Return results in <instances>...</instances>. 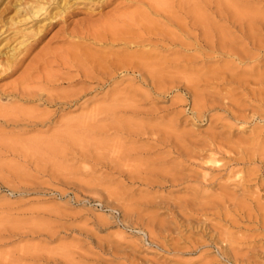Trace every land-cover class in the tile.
I'll use <instances>...</instances> for the list:
<instances>
[{
  "label": "rangeland",
  "instance_id": "1",
  "mask_svg": "<svg viewBox=\"0 0 264 264\" xmlns=\"http://www.w3.org/2000/svg\"><path fill=\"white\" fill-rule=\"evenodd\" d=\"M159 1L158 5L160 4V6L165 2L164 0ZM166 1H169L167 6L170 4L168 7L163 5L166 10H175L174 7L177 9L176 1L178 0ZM170 2L174 3V6ZM140 4H142V0H54V2L51 1V5H48L45 0H41V2L0 0V40L2 42V44L0 43V109L6 110L5 118H10L13 114L15 117L19 112H21L19 115L30 112L34 115L43 114L41 117L46 123L45 126H42L45 130L41 126L34 129L28 127V129L17 121L0 123V139L19 140L42 134L41 137L51 138L53 133L57 132L59 128V131L63 128L59 121L76 120L80 115L82 117L89 115V108L92 109V107L94 109L92 112L96 113L97 106L99 108L102 103L100 102L101 95L108 91L110 85L94 87L95 91L94 89L89 91L76 104L66 105L61 99L48 104L40 100L41 94L44 93L41 84L49 83L54 86L49 91L56 95L58 93L60 95V92L62 94L66 91L70 92L73 88L75 90L78 87L91 86L89 83L70 84L72 79L69 77L75 75L76 72L73 70H70L69 73L62 71L59 60L70 57L69 50L74 44L83 46L84 51L88 49L86 52L90 51L94 55L97 54V49H100L98 47L117 49L120 45L119 43L110 44L107 41H105L107 43L92 41L89 36L85 37L84 35L85 40L83 37L79 39L70 32L75 30L83 32L87 28L89 30L90 28L92 30L101 29L102 26L104 28V26H108V23L111 25L115 21L119 23L121 19H126V16H130V14L143 12L144 7ZM29 6L32 7V10L44 7L48 14L36 22L30 21V19L24 20L28 17L26 11L30 10ZM163 6L159 10H163ZM250 6L262 11L264 0H259ZM141 14L144 15V12ZM148 16L153 17L154 22L158 17L154 13H149ZM150 19L152 20V18ZM221 19L223 17L213 21L216 24L227 26L222 23ZM227 28L229 31L232 30L231 26H227ZM257 30L259 34H256L255 38L264 40V28ZM37 31L40 32L36 36L35 32ZM10 38L11 40H9ZM29 43L32 45L27 49L26 45ZM22 45L24 46L22 47ZM12 47L18 51V55L13 54ZM250 53L256 55L257 61L253 58L254 61L248 62L247 67L253 68L254 72L264 74V46L254 48V50L252 48ZM11 59L13 62L9 67ZM47 62L48 64H46ZM214 64L208 63V65ZM5 65L7 67L4 70ZM49 73L51 77L48 76ZM54 74L56 77H52ZM25 76L29 78L27 87L36 88L34 89L37 92L36 96L16 98L13 89ZM46 76L53 81H47L49 78ZM128 77L130 76L128 75ZM31 79L32 81L34 79V82L30 83ZM228 84L225 85L223 91L229 90L228 94L236 102L234 105L231 104V107L236 108L234 106L237 105L241 111H244L247 116L246 123L236 122L231 117L229 109L226 110L228 107L226 99L222 100L225 105L206 109L201 116H194L188 110V105L185 102H175L176 98L184 97V92L173 89L171 92L168 91V94L164 93L165 95H151L149 100H140V98L138 107H142L144 110L141 109L142 112L141 110H125L122 116L117 114L115 118L113 116L106 118L97 111L98 115H90L93 120L84 117L85 122L86 119L89 120H87L89 123L93 122L87 127L84 125L80 127L83 130L73 132L75 133L73 139L65 145L67 147L63 146L64 150L67 148V153H63V150L60 149L62 147L57 146L59 154L51 155L48 159L49 162L47 160L43 163L40 162L41 168L39 164L28 163L26 165L27 158L24 161L23 158H11L6 153H0V166L3 165L0 167V170L2 168L0 171V264H264V155H262L264 154V92L262 91L264 83L256 86L257 88L249 86L247 91H243L239 87L230 88L232 86ZM134 86L139 87L136 89L138 93H136L135 99L139 98L138 94L142 95L148 90L144 84L137 81ZM251 88L255 90V95L258 92L256 89L259 88L262 97L260 106L255 105L252 101ZM93 94L94 96L97 94V96L94 97ZM86 102H88V106ZM79 103L83 105L82 108L79 107ZM252 109L257 111L256 114H253ZM145 111L147 113H144ZM9 113H12L11 116ZM259 113L262 116L260 119ZM94 115L96 117L100 115L102 118L95 119ZM142 115H150V118L141 119ZM169 119L171 120L170 132L173 131L172 135H176L177 145H183L179 153L170 146L164 147L149 143L145 136H137L136 141H130L126 136H123L124 133L121 134L120 128H115L117 123L120 126V123L124 122H127L125 124L129 122V124L144 123L148 125L158 123L164 127L170 121ZM4 120L0 117V121ZM104 120L107 122L102 126L101 122L105 124ZM226 123L234 128L231 126L232 129L229 128ZM110 125L115 126V131L109 129L112 133L109 130L107 133L106 129L113 128ZM254 125L255 127L258 125L255 132L252 130ZM22 126L24 128L21 131L19 127L22 128ZM98 128L102 130V133ZM86 129L90 131H86ZM230 129L232 131L229 132ZM118 132L119 134H117ZM79 135L81 136L79 137ZM211 135L217 136L219 139H227L229 145L238 140H244L246 145H243L247 147L248 154H253L254 150L255 153L261 150L259 151L262 153L260 155L254 153L255 156L257 155L256 157L254 155L247 156L246 153L249 160L244 163V167L243 165H239L240 168L238 165L234 167L239 168L237 175L251 173V169L252 173H255V176L254 173L253 175L251 173V176L248 174L250 177L242 181L246 186L240 183L241 178L236 174L235 177L239 179L234 176L230 177V181L229 178H219V174L216 175L215 172L216 167L208 162H206L208 165H205L206 163L203 165L209 169L212 167L214 170L210 169L213 171L210 172L211 176H207V178L209 177L207 183L206 176L204 181L201 178L204 173L202 167L190 164L193 158L187 157V154L195 156L192 162L208 160L207 153H199L197 150L195 152V149L199 144L206 143ZM79 141H83V147ZM118 142L119 145H117ZM243 145L240 146L243 147ZM85 146H88L89 149H86ZM100 146L102 147L100 148ZM120 146L121 149L126 147L132 149L133 146L132 155L119 160L121 164L118 166L115 164L113 168L109 163L110 155L112 152L111 160H113L115 150H120ZM104 147L107 149L104 150ZM234 147L233 151L237 149V146L234 145ZM230 148L228 149L232 150ZM140 149L143 151L141 152ZM229 150H226L225 153L230 152ZM233 151H231L232 154H224L223 157L212 153L211 157L225 163L228 155H236L234 153L239 155L238 149L236 152ZM99 152H101L100 157ZM92 155L94 158L97 156V160L105 157L101 161H97L92 158ZM61 156L64 158L63 162H61ZM140 156H143L142 161ZM126 159L130 160H128V164L132 163L133 166L139 164L138 166L143 170L146 169L147 172L142 168H139V171L134 170L139 172L138 174L131 172L133 166L130 171L131 164L129 166L125 164ZM221 161L218 163H222ZM23 162H25V166H22ZM113 162L117 163L115 160ZM5 163L6 165H18L19 169L12 171L4 168ZM46 163H49L47 168H45ZM36 165H38V169ZM124 165L127 166L126 170ZM118 168L121 170L119 171ZM148 169L150 170L148 171ZM209 169L203 171L209 173ZM241 169L246 172L243 173ZM140 170L142 174H140ZM65 172L66 174H64ZM64 175L65 177L62 178ZM30 176L32 177L30 178ZM57 177L59 178L57 179ZM171 177L177 180L171 183L169 181ZM232 178H235L237 182ZM1 180L6 182V185L1 183ZM246 181H248V186ZM228 182L231 184L226 185ZM239 184H243L241 188H244L241 189ZM226 196L230 198H226ZM253 196H258L259 201L255 198L252 199ZM242 199L246 202H243ZM149 233L151 234L149 235Z\"/></svg>",
  "mask_w": 264,
  "mask_h": 264
},
{
  "label": "bare ground",
  "instance_id": "2",
  "mask_svg": "<svg viewBox=\"0 0 264 264\" xmlns=\"http://www.w3.org/2000/svg\"><path fill=\"white\" fill-rule=\"evenodd\" d=\"M36 1L41 2V0H35V2ZM45 1H46V3H48V5H51V1L54 2V0H45ZM158 1L159 0H142V4H140V6L144 7V11H143L144 15L141 14L143 12L140 11L141 12V13L139 12L140 14L139 13H135L134 15L130 14V16H126L127 18L124 17L126 19H121L119 23H116L117 21H115V23H113L111 25H109V23H108V26H106V27L104 26V28L102 26L101 29L97 28V29L92 30L90 28V30H89V28H87V29H84L83 32L81 30H75L73 32L71 31L70 33L75 34L76 37H78L79 39L82 38L84 35L85 37L89 36V38L92 41H96V42H100V43L105 42V41H107L110 44L119 43L120 47H117V49H106L107 47L106 48L104 47L101 49V47H98L100 49L99 50L97 49V54L94 55V54H91L90 51H88V53H87L86 51L88 49H86V51H84L83 46L82 47L77 46L78 44L72 45L71 49L69 50L70 57L68 56L69 57L68 59L63 58V60H59V62H61L59 64L62 65V66L60 65L61 69L65 73H69L70 70H73L74 72H76L75 75H72L69 77V79H72V81L70 80L71 81L70 84L74 85V84H80V83H89L91 86H89V87H78L75 90L73 88L72 91L69 90L70 92L66 91L63 94H62V92H60L61 93L60 95H58L59 93L56 95L53 92L49 91L54 86L50 85L49 83H42L41 84V86H43L42 92L44 91V93L41 94L42 96H40V98H41L40 100H42L43 102L48 104V103H54L57 99H61V101L64 104L73 105V104H76L79 101V99H81L84 95L89 93V91H91L92 89H94V91H95V89L100 87V86L110 85V88H108V91H105L101 95L102 100L100 98V100H101L100 102H102V103L100 104L101 106L99 105V108L97 106L96 110L106 118H110L111 116H113L115 118V115H117V114L122 116L124 114L123 112L125 110H127V111L141 110L142 107H138V105H139L138 102L140 103V100H149L152 97L151 95L161 96L164 93H167L168 91L171 92L173 89L174 90L179 89V90L184 92V97L176 98L175 102H179V103L185 102L186 105H188V110H190L192 115H194V116L200 115L201 116V114L204 113V111L206 109L208 110L209 108H213V107L215 108L219 105H225V104H223L225 102H222V100L226 99L228 101V104H226L228 106V107H226V110L229 109L231 117H233V119L236 122L246 123L247 122V120H246L247 116L245 115L244 111H241L237 105L234 106L236 108L231 107V104L234 105V104H236V102H234L235 100H233L231 98L232 96L230 94H228L229 90L227 89V90L223 91V89L225 88V85L229 83L228 85L232 86L230 88L234 89V87H239V88L243 89V91H247V88L249 86H255V87L257 86L258 87V85L260 86V84L264 83V74L263 73H257L256 71L254 72L253 68L247 67L248 62H250L252 60L254 61V59L256 58V55H252L250 53L252 48L254 50V48L256 49V48H259L260 46H262V47L264 46V40H262L263 38H261L260 40L255 38L256 34L257 35L259 34L257 29H263L264 28V12H262V11H264V9L262 11H260L259 6L256 5L259 9L255 8L253 6H250L259 0H178V1H176L177 2V4H176L177 9L174 7L175 10H172V11H169L168 9L166 10L165 7L163 6V5L168 4L167 2H169V1H166V0H164L166 3L164 1H163L164 4L162 3L163 4L162 5L163 10H159L162 8V6H160V4L158 5V3L160 2V1L159 2ZM260 1H262V0H260ZM176 2H174V3H176ZM170 3H172V2H170ZM174 3H172V6H174L173 5ZM172 6H170V8H172ZM28 8L30 9L28 12L26 11V13H28L27 14L28 17L24 18V20L30 19V21L36 22L37 20H40L41 18H43V16L46 17L48 14V12H45L46 10L44 7H39L38 9H35V10H32L31 6H29ZM139 8H141V7H139ZM140 10H142V9H140ZM149 13L150 14L154 13L155 15H158V17L155 19V22H157V23L154 22L153 17L148 16ZM151 16H153V15H151ZM219 17H223V19H221L223 24L232 27L231 31L228 30L227 26L216 24L213 21L214 19H215V21L219 20ZM150 18H152L153 21ZM49 19L50 18H48L47 20H49ZM211 19H212V21H211ZM1 30H3V29H1ZM42 30H43V28H42ZM40 31L35 32L36 36ZM19 34H21V33L19 32ZM83 39H84V37H83ZM9 40H11V38ZM9 42H11V41H9ZM107 42H105V43H107ZM0 43L2 44L1 40H0ZM30 43L28 45H26L27 49H29L31 47L32 44H30ZM23 46L24 45H22V47ZM113 46L114 45H112V47ZM116 46H117V44H116ZM12 51H13V54L18 55V53H17L18 51H15L14 47H12ZM10 52H11V50H10ZM12 59H11V61L9 60V62H10L8 65L9 67L12 66L11 65V63L13 62ZM16 61H17V59H16ZM255 61H257V59H255ZM210 62L215 63V64L214 65H208V63H210ZM46 64H48V62ZM197 64H199V65H197ZM196 65H197V67H196ZM5 67H7V66L6 65L4 66V68H3L4 70H5ZM50 73L48 76H50ZM46 75H47V73H46ZM128 75L130 77H128ZM48 76H46V78H49ZM29 77L31 78V76H29ZM52 77H56L55 74ZM46 78H44V79H46ZM50 80L53 81L51 78H49V80L47 79V81H50ZM136 81L141 83V84H144L145 87L148 88L147 92L142 93V95L138 94V96H139L138 99H135L136 93H138V90H136L138 86L137 87L134 86V84L136 85ZM32 82H34V79H33V81H32V79L30 80V83H32ZM28 83H29V78H27L25 76L20 81V83L15 86L13 91L15 93L16 98L17 97L30 98L31 96L32 97H34V95L36 96L37 92H36V90H34L36 88L27 87ZM28 86H29V84H28ZM94 87H96V88H94ZM37 90L39 91L38 88H37ZM256 90L258 92L255 95V93H254L255 90L253 88H251L250 94L253 95L252 101L255 103V105L260 106V100H262V97L260 96L261 94H260L259 88ZM262 91L264 92L263 89H262ZM96 92H98V91L96 90ZM140 92H142V91H140ZM90 94H88V95H90ZM93 96H94V94H93ZM95 96H97V94H95ZM90 98H91V96H90ZM85 100H86V98H85ZM84 101H83V103H84ZM90 101H91V99H90ZM92 101H94V100L92 99ZM86 103L88 106V102H86ZM82 104L79 105L80 108L83 107ZM140 106H141V104H140ZM222 107H224V106H222ZM137 108H140V109H137ZM92 109H93V107H92ZM92 109L89 108V111H90L89 115H83V117H82V115H80L76 120L68 119V120H64V121H62V120L59 121L60 125L63 128H61L60 131H59V129H60L59 128L58 131L55 133L52 132L53 134H52L51 138H47V136L41 137L43 135L42 134L41 136H33L30 138L19 139V140L0 139V153H6L11 158H18V157L23 158L24 161H25V158H27L28 161H26V165L28 163L39 164L40 162L43 163V161H46V160L48 161V159H50L49 157L51 155L56 154V153L59 154L58 153L59 150H58L57 146L58 147L61 146L63 149L62 148H60V149L63 150V153H65L67 148H65V150H64L63 146L67 145L68 142L71 141V139H73V134L75 136V133H73V132L79 131V130L81 131L82 128H80V127H82L83 125H84V127H87V125H89V124H91V122H93V121H91L90 123L88 122L89 120H93V118H91L90 115L93 116V114H95V115L97 114V111H96V113H93ZM142 110H141V112H142ZM5 111L0 109V117L5 119L4 121H0V123H2V124L6 123L8 121H17V122H21L24 125V127H26V128L31 127L32 129L37 128V126H39V127L41 126V128L43 129L42 126L46 125L44 118L41 117V116H43V114L38 115L39 114L38 113L37 115H34V114H30V113H32V112H30L29 113L30 115L29 114L19 115V113H21V112H19L18 115L15 117L13 114L12 117L5 118V116H6ZM252 112H253V114H256L257 111L255 112L252 109ZM7 113H8V111H7ZM144 113H147V112L145 111ZM9 114L11 116L12 113H9ZM127 114H128V112H127ZM161 115H163V114H161ZM84 117L88 118L89 120L86 119V122H85ZM98 117H100V115ZM98 117L95 116V119ZM144 117L149 119L150 115H142L141 119ZM260 117H262V116H260V113H259V119H260ZM100 118H102V117H100ZM48 120H49V117H48ZM79 122H81V123H79ZM104 122H105V120H104ZM106 122H105V124L103 122H101L103 124L102 126L106 125ZM135 122H137V121H135ZM170 122H171V120L168 121L167 122L168 124H165L164 127L162 125L160 126L158 123H156V125H148V124H144V123L129 124V122H128V124H125L127 122H124V123H120V126H118V123H117L116 127L110 125L113 128L109 127L108 129H106V132L108 133L107 130H109V129L110 130L113 129V131H115L114 127L120 128L119 131L122 130L121 134L123 135V133H124L123 136H126L127 139H130V141L131 140L136 141V139L139 136H142V137L145 136L146 140L149 143H152L155 145H157V144L162 145L164 147L170 146L174 151L179 153V152H181L180 149L183 145L182 146L177 145L178 139H177L176 135L175 134L172 135V133H174V132L173 131L170 132V130H169L170 129L169 124H171ZM96 123H97V121H96ZM109 124H110V122H109ZM112 124H114V123H112ZM157 125H159L160 127ZM226 125H228L229 128H231V127L234 128L233 126H231L228 123H226ZM92 126H93V124H92ZM24 127L23 126H22V128L19 127V129L23 130ZM98 127H100V125ZM107 127H108V125H107ZM256 127L254 125L252 130L254 131L256 129ZM45 128H47V127H45ZM42 129H40V130H42ZM101 129H102V127H101ZM231 129L229 130V132L232 131ZM43 130H45V129H43ZM88 130L86 129V131H88ZM90 130H92L91 127H90ZM98 130H99V128H98ZM116 130L118 131V129H116ZM172 130H173V128H172ZM224 130H225V128H224ZM99 131H101V133H102V130H99ZM103 132L105 133L104 130H103ZM110 133H112V132L110 131ZM117 134H119V132ZM121 134H120V136H121ZM21 135H23V134H21ZM85 135L87 136L88 134H85ZM80 136L81 135H79V137ZM99 136H100V134H99ZM19 138H21V137H19ZM244 142H245L244 140H238L237 142H234V143L229 145L227 143V139H221V138L219 139V138H217V136L211 135L209 137V139H207L206 143H204L203 145L199 144V146L196 147V149H195V152L197 150V152H199V153H207L209 155V158H208L209 161L208 160H205L203 162L198 161L199 163L198 162L196 163V162H192L193 159H195V156L187 154V157L193 158V159H191L192 161H190L191 165L196 164V166L198 165V166H200V168L202 167V172H204V173H202L201 178L203 179V181L205 180V176H206V182L208 183L209 177L207 178V176H209V175L211 176L212 174H210V172H212L214 170L212 167L211 168L213 170H210L211 168L209 169V168L205 167L203 164H205L206 162L211 163L213 166L216 167L215 172H216V175L219 174V176H218L219 178H222V177L229 178L228 180L230 181V177H233V176L235 177L237 175L236 173H238V170L240 168L239 165H241V166L243 165V167H244V163L249 160V158L247 156L248 155H254V153H255V150H254L253 154L252 153L248 154L249 152H248L247 147H244V145H246V143H244ZM79 143L82 146L83 141H79ZM255 143H256V141H255ZM120 144H122V143H120ZM241 144L242 145L244 144L243 147L240 146ZM117 145H119V142ZM231 145H233V146H231ZM234 145L237 146V149H238L237 152H239V155H237V153H234L236 155H228V156L226 155L227 161L225 163H223L224 161H221L218 159L215 160V158L211 157L212 153L213 154L217 153L222 157L225 156L224 154L231 153V151H233V149L235 148ZM69 146H70V144L68 145V147ZM113 146H115V145L113 144ZM121 146H120V150H115L116 153H114L115 156H113V160H115L117 163H115V162H113V160H111V156H112V152H111L109 163L111 164V166L113 168H114L115 164L117 166H118V164L119 165L121 164L120 161L122 158L125 159V157L128 158L129 156L132 155L131 152H132L133 146H132V149H127V147L124 149H121ZM225 146H227L228 148L231 147L230 149H232V148L233 149L229 150ZM65 147H67V146H65ZM79 147H80V145H79ZM101 147L102 146H100V148ZM123 147H125V146H123ZM252 147H254V146H252ZM73 148H75V147H73ZM87 148H88V146L86 147V149ZM117 148H118V146L116 147V149ZM225 148H227L226 150H229L230 152L225 153V152H227L225 150ZM259 148L261 149V147H259ZM97 149H99V148L97 147ZM106 149L104 147V150H106ZM113 149H114V147H113ZM113 149H112V151H113ZM61 150H60V152H62ZM68 150H70V149H68ZM138 150H137V152L141 151V149H140V151H138ZM236 150H234V151L236 152ZM259 151H261V150H259ZM259 151H258V153H259ZM83 152H81V153H83ZM101 152H99V157L101 156V154H100ZM103 152H107V151H103ZM135 152H136V150H135ZM88 153H89V151H88ZM133 153H134V151H133ZM246 153H247V156H246ZM258 153L256 152L255 154H258ZM260 153L258 155H260ZM83 155H85V154H83ZM102 155H104V154L102 153ZM262 155H264V154H262ZM53 156H55V155H53ZM63 156H61L62 157L61 162H63V159H64ZM65 156H67V155L65 154ZM261 156H260V158H261ZM96 157L94 158L92 155V158L96 159ZM104 157L105 156H103L102 158H104ZM142 157H141V159L140 158H138V159H140L142 161ZM57 158L58 157L56 156V159ZM54 159H55V157H54ZM101 159L98 158V160H100V161H101ZM107 160H108V157H107ZM126 160L127 161L125 164H127L128 166L131 164L129 169L132 168V166H133L132 163L128 164L127 162L129 159H126ZM13 161H14V159H13ZM55 161H57V160H55ZM58 161L60 162V160H58ZM105 161H104V164H106ZM118 161H119V163H118ZM218 161H221L222 163H220V162L218 163ZM0 162H1V160H0ZM123 162H124V160H123ZM23 163L24 164H22V166L23 165L25 166V162H23ZM138 163H141V162L138 161ZM48 164L49 163H46L45 168L48 167L47 166ZM142 164H143V162H142ZM142 164H140V166H142ZM4 165H5L4 168H8L12 171L13 170L17 171L19 169L17 167L18 165L17 166H14L11 164L6 165V163ZM39 165L41 168L42 164H39ZM54 165H55V163L53 164V166ZM138 165H134L133 170L131 171V169H130V171L137 173L134 170L135 169L138 170L139 168H142V167H139ZM205 165H208V164L206 163ZM236 165H238L239 168L238 167L234 168ZM2 166H0V167H2ZM19 166H21V165H19ZM37 166L38 165H36V168H37ZM125 166L126 165H124V167ZM245 166H247V165H245ZM126 168H127V166L125 167V170H126ZM146 168H147V166H146ZM203 168H205V169H203ZM27 169H29V168H27ZM115 169H117V167H115ZM129 169H128V171H129ZM150 169H148V171ZM206 169H209V173H205V171H203ZM1 170H2V168H1ZM30 170H31V168H30ZM41 170H40V172H41ZM61 170H63V169H61ZM120 170H121V168L119 169V171ZM142 170H143V168H142ZM145 170L146 169H144L143 171H145ZM23 171H26V170H23ZM43 171H45V170L43 169ZM51 171H52V169H51ZM122 171L125 172L124 170H122ZM241 171H242V169H241ZM244 171H242V172L244 173ZM36 172L38 174L37 170H36ZM140 172H141L140 174H142L141 170H140ZM146 172H147V170H146ZM146 172H144V173H146ZM247 172H248V170H247ZM144 173H143V175H144ZM251 173H252V169H251ZM251 173L248 172L245 175H243V174L237 175V176H239V178H241L240 183H243L245 185V183L242 181L246 180L245 178L250 177ZM253 173H252V175H253ZM64 174H66V172ZM240 176H242V177H240ZM254 176H255V173H254ZM31 177L32 176H30V178ZM59 177H57V179ZM64 177H65V175L62 178H64ZM50 178H52V177H50ZM55 178H56V176H55ZM235 178H232V179H234L235 181H236V179H239L238 177L236 179ZM176 180L177 179L172 178V177H171V179H169V181L171 183L175 182ZM210 180H212V179H210ZM213 180H215V179L213 178ZM16 182H15V184H16ZM27 182H26V184H27ZM210 182H212V181H210ZM1 183L6 185V182H4L3 180H1ZM17 183L19 184V182H17ZM246 183L248 186V181H246ZM228 184H231V183H229V182L226 183V185H228ZM243 184H239L240 188H241V185H243ZM239 186H237V187H239ZM243 188H241V189H243ZM228 197L226 196V198H228ZM231 197H233V196H231ZM226 198L224 197V199H226ZM251 198L257 199L259 197L253 196ZM234 199H236V198H234ZM228 200L230 201L232 199H228ZM257 200L259 201V199H257ZM242 201H243V199H242ZM243 202H246V200ZM150 234L151 233H149V235ZM149 239H151V238H149ZM152 241H154V240H152Z\"/></svg>",
  "mask_w": 264,
  "mask_h": 264
}]
</instances>
